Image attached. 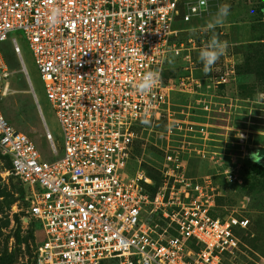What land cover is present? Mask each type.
I'll use <instances>...</instances> for the list:
<instances>
[{
	"label": "built area",
	"instance_id": "built-area-1",
	"mask_svg": "<svg viewBox=\"0 0 264 264\" xmlns=\"http://www.w3.org/2000/svg\"><path fill=\"white\" fill-rule=\"evenodd\" d=\"M223 1L192 12L197 0H0V106L13 92L8 50L25 67L20 33L63 135L60 152L39 106L48 158L0 107V153L24 189L25 220L43 234L36 264H227L236 256L250 221L217 213L209 179L188 178L178 155L157 174L131 167L141 119L155 124L169 112L168 61L191 50L176 24ZM53 5L64 11L54 27ZM150 70L161 83L142 95L134 84ZM203 88L193 73L177 81L186 94Z\"/></svg>",
	"mask_w": 264,
	"mask_h": 264
},
{
	"label": "rangeland",
	"instance_id": "rangeland-1",
	"mask_svg": "<svg viewBox=\"0 0 264 264\" xmlns=\"http://www.w3.org/2000/svg\"><path fill=\"white\" fill-rule=\"evenodd\" d=\"M221 4L230 5V14L215 31L229 46L205 76L199 51L212 35L206 24ZM176 29L191 50L164 69V82L171 88L170 109L160 121L139 128L132 171L142 168L157 174L164 170L168 154L178 155L188 178L210 180L220 216L250 221L238 253L227 264H264V99L257 95L264 93V0H224L191 23L178 21ZM15 35L25 67L9 50L13 92L0 107L50 158L39 106L60 152L62 131L30 47L20 33ZM191 73L204 80L202 95L177 91V81ZM221 77L229 83L215 86ZM254 153H259V163L253 162ZM27 208L23 187L0 153V264H36L43 234L33 220L25 221Z\"/></svg>",
	"mask_w": 264,
	"mask_h": 264
},
{
	"label": "clouds",
	"instance_id": "clouds-1",
	"mask_svg": "<svg viewBox=\"0 0 264 264\" xmlns=\"http://www.w3.org/2000/svg\"><path fill=\"white\" fill-rule=\"evenodd\" d=\"M188 7L192 12L196 11H206L207 10V0H197L195 5L189 4ZM230 14V5L221 4L218 6L216 13L206 24V31H211L212 35L210 39L204 44V46L199 51V60L203 64V74L205 76L210 75L213 71V67L216 62L226 53L228 48V42L221 40L216 34L215 29L219 26H223L227 17ZM64 11L58 6H51L49 9V14L47 16V21L50 26H56L61 23ZM194 34V30H190ZM172 63V60L168 61ZM161 73L159 71H147L145 72L139 82L134 84L135 89L138 93L142 95H147L153 91L161 83ZM258 98L264 99V93H258ZM140 123L142 125L150 126L151 120L145 116L142 118ZM252 159L254 163H259L261 157L259 153L252 154Z\"/></svg>",
	"mask_w": 264,
	"mask_h": 264
},
{
	"label": "trees",
	"instance_id": "trees-1",
	"mask_svg": "<svg viewBox=\"0 0 264 264\" xmlns=\"http://www.w3.org/2000/svg\"><path fill=\"white\" fill-rule=\"evenodd\" d=\"M8 52H9V50H8ZM8 52H7V54H6V56H7V58H8ZM8 160V159H7ZM10 162V161H9ZM24 190V189H23ZM25 194V193H24ZM25 217V216H24ZM20 222V219H18V223Z\"/></svg>",
	"mask_w": 264,
	"mask_h": 264
},
{
	"label": "water",
	"instance_id": "water-1",
	"mask_svg": "<svg viewBox=\"0 0 264 264\" xmlns=\"http://www.w3.org/2000/svg\"><path fill=\"white\" fill-rule=\"evenodd\" d=\"M26 222H28V220H25Z\"/></svg>",
	"mask_w": 264,
	"mask_h": 264
}]
</instances>
